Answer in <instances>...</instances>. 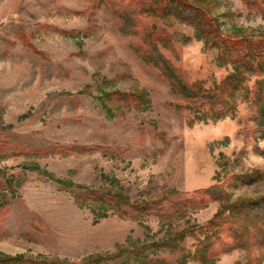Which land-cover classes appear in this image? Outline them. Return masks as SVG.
<instances>
[{
    "label": "rangeland",
    "instance_id": "1",
    "mask_svg": "<svg viewBox=\"0 0 264 264\" xmlns=\"http://www.w3.org/2000/svg\"><path fill=\"white\" fill-rule=\"evenodd\" d=\"M186 1L208 9L225 35L264 37V0ZM140 21L159 33V50L190 83L211 88L234 72L194 27L171 17ZM142 45L101 0H0V257L206 264L196 254L198 227L226 205L264 197V135L249 122L264 74L246 75L236 118L195 119ZM136 91L145 93L139 107L111 97ZM212 186H222V200L206 196L167 221L78 199L86 190L131 203L170 197L167 208L171 198ZM257 230L247 248L230 249L223 233L211 259L264 264V228ZM173 239L178 249L166 247Z\"/></svg>",
    "mask_w": 264,
    "mask_h": 264
},
{
    "label": "trees",
    "instance_id": "2",
    "mask_svg": "<svg viewBox=\"0 0 264 264\" xmlns=\"http://www.w3.org/2000/svg\"><path fill=\"white\" fill-rule=\"evenodd\" d=\"M253 0H249L251 2ZM112 9L114 16L120 21L124 34L142 38L143 45L137 50L142 57L154 64L169 81L172 90L181 96L187 105L185 109L196 114L195 119H211L218 121L226 117L236 118L237 107L234 100L237 94L245 88L246 75L253 73L264 74V37L238 36L232 37L221 32L217 21L211 16L208 9L194 5L186 0H101ZM155 16L159 18H175L183 24L195 28L198 35L205 38L212 47L219 50V64L231 63L234 72L211 88H205L200 83H190L188 78L181 74L177 68L159 50L161 40L159 33L148 27H141V18ZM113 102L125 107H139L145 97L142 91L132 93L113 92ZM256 126V131L264 135V78L256 80L253 92L252 113L249 118ZM194 123V119L192 122ZM86 147L73 146L71 152L84 153ZM78 199L95 198L104 206L130 208L135 216L138 214H153L167 221L183 212L185 205L196 206L200 199L206 196L222 200L224 197L222 186H212L206 190H197L184 199L171 198L169 206L165 208L164 202L170 197L152 202L131 203L129 199L119 194L100 193L99 191L86 190L78 195ZM82 200V201H83ZM184 205V206H183ZM168 211H172L169 213ZM126 213L125 210L121 211ZM120 215H125V214ZM204 230V238L199 241V261L206 264H215L211 255L215 246L222 242L221 235L229 233L233 238L234 246L230 249L247 248L258 228H264V197L260 199H241L233 204L223 207L207 224L198 227ZM197 226L188 228L179 234L184 239L187 233L194 235ZM175 239L166 247L178 249ZM165 244H162L165 246ZM147 249L146 247L140 250ZM0 264H56L45 258H26L22 255L0 257ZM187 264V263H184ZM251 264V263H250Z\"/></svg>",
    "mask_w": 264,
    "mask_h": 264
}]
</instances>
